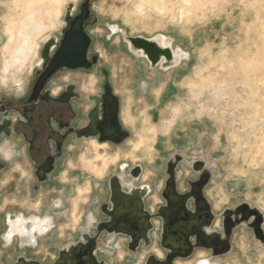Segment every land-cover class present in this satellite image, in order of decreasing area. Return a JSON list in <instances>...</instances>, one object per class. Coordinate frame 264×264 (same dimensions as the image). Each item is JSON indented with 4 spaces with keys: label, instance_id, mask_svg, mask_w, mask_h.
Segmentation results:
<instances>
[{
    "label": "rangeland",
    "instance_id": "obj_1",
    "mask_svg": "<svg viewBox=\"0 0 264 264\" xmlns=\"http://www.w3.org/2000/svg\"><path fill=\"white\" fill-rule=\"evenodd\" d=\"M84 1L0 0V97L17 93L22 88L18 84L32 77L45 45L60 35L70 8L75 12ZM90 6L99 17L91 31L93 49L101 54L112 90L121 98L122 118L132 135L120 146L99 147L94 141L77 145L73 160L54 177L73 190L62 211L51 209L44 199L49 188L33 196L24 187L26 192L19 194L16 189L30 177H13L11 198L0 201V221L5 215L10 218L4 232L18 219L42 220L49 209L56 221L50 234L53 248L74 241L91 228L87 206L98 213V184L137 164L143 167L138 183L154 188L146 204L159 205V191L177 158L182 190L196 177L190 169L194 160H204L211 170L204 190L216 217L210 231L223 234L225 212L243 203L262 213L264 230V0H91ZM117 29L133 37L162 34L165 45L185 52L183 61L168 69L161 63L151 67L112 33ZM58 78L75 81L88 94L99 92L103 79L97 68L90 75L62 73ZM105 80L104 75V85ZM87 106L77 104L80 111ZM9 178H1L0 190ZM38 237L40 245L29 253L39 258L38 250L53 248L46 236ZM230 243L228 253L213 256L197 249L175 264H264V242L244 220L237 223ZM11 247L7 262L26 248Z\"/></svg>",
    "mask_w": 264,
    "mask_h": 264
},
{
    "label": "flooded vegetation",
    "instance_id": "obj_2",
    "mask_svg": "<svg viewBox=\"0 0 264 264\" xmlns=\"http://www.w3.org/2000/svg\"><path fill=\"white\" fill-rule=\"evenodd\" d=\"M84 2H88L89 12L82 17L80 12ZM84 2L75 12L70 8L60 35L45 45L42 61L32 77L19 84L22 88L17 93L0 97V183L2 177H12L1 186L0 201L7 196L11 198L16 183L13 177H30L16 192H26L27 187L28 193L34 196L44 194L47 187L44 194L47 204L53 210L62 211L68 206L66 198L73 190L71 185L64 181L60 183L54 177L73 160L77 145L94 141L99 147L105 144L120 146L132 135L122 118L120 96L112 90L118 101L115 112L116 103L104 90L105 73L108 84L111 86L112 83L101 54L93 49L94 36L91 34L99 24V17L91 11V0ZM78 20V29L71 31ZM112 33L122 37L119 30ZM68 34L71 36L66 39ZM101 38L104 45V34ZM67 42L74 43V64L79 66H62L46 75L51 59ZM94 68L103 78L96 94L82 93L76 88L75 81L62 82L58 78L62 73L90 75ZM39 80L42 82L37 87ZM82 102L88 105L85 111L77 108ZM179 163L178 158L170 163L169 174L159 191L161 200L154 207L146 204L153 193V184L138 183L143 171L141 164L124 167L121 176L107 177L97 186L98 213L92 212V205L87 206L91 209L87 212L90 213L91 228L60 247L53 248L56 242L50 236L56 228L54 211L45 210V217L40 221L18 219L8 232L4 230L9 227L10 218L3 216L0 221V264H134L140 259L142 264H175L177 260L190 258L197 249H206L213 256L222 255L220 249L226 243L221 240L225 236L217 230L210 231L216 217L204 192L212 176L211 170L204 160H194L190 169L196 177L187 181L186 189L182 190L179 186L182 174L177 172ZM136 166L140 167V173L134 177ZM205 176L208 180L200 189L197 183ZM199 195L207 202L197 200ZM231 212L236 209H227L228 218ZM38 216L42 217L41 214ZM38 234L46 236L49 248H53L45 253L38 250L39 258L29 253L41 243ZM12 244L26 248L7 262Z\"/></svg>",
    "mask_w": 264,
    "mask_h": 264
},
{
    "label": "water",
    "instance_id": "obj_3",
    "mask_svg": "<svg viewBox=\"0 0 264 264\" xmlns=\"http://www.w3.org/2000/svg\"><path fill=\"white\" fill-rule=\"evenodd\" d=\"M88 2H84L82 9H81V16L84 17L86 16V14L89 12L88 8H87ZM78 25H79V20L76 22V25L73 26V28L71 29V31H73L74 29H78ZM120 31L121 35H122V39L124 40V42L127 43L128 45V50L130 52H135V50L130 46V43L128 42V40H131V42L138 46L139 48H141L143 50V52L146 55V60L150 63L151 67L156 66L158 63H161V57L159 55V51L156 49L154 42L152 41V38H145L142 35L140 36H128L125 33V30L122 29H117ZM158 35V34H157ZM71 36V34H68L66 39L69 38ZM156 37V36H154ZM126 39V40H125ZM128 39V40H127ZM71 41V40H70ZM143 52L141 53L143 56ZM76 53V49H75V45L74 43H65L62 48L60 49V51L54 55V57L51 59L50 64H49V68L47 70L46 75H50L51 73H53L54 71H56L59 67L62 66H67V67H78V64H74V59H75V54ZM163 54L166 57H171V51L169 48H167L166 50L163 51ZM184 58V55L182 57V59ZM105 77H106V81H105V92L107 94H110L115 103H116V107H115V112L118 111V101L116 96L112 93V87L108 84L107 82V74L105 73ZM40 82L42 81H38L37 83V87L40 85ZM116 99V100H115ZM140 173V167L136 166L134 171H133V176L137 177L138 174ZM206 178L203 179L202 181L198 182L197 185L198 187L201 189L207 182V176H205ZM197 200L201 199L204 200V202H207V200L201 195L196 196ZM239 210L242 211V215L240 217V219H238L239 223L241 220H244L247 224V226L249 228H251V230L253 231L254 237L256 239H258L261 242H264V230L262 227L263 224V215L262 213L255 208H251L249 204L247 203H243L240 204L237 208H236V212H238ZM226 214H224V219H223V234L225 238H222V243H226L225 246L221 247L220 249V253L221 254H225L227 252L230 251V243H229V238L233 232V230L235 229L237 223L235 222V224L233 225V222L230 218H228V220H226ZM250 218L251 221H250ZM237 220V219H235Z\"/></svg>",
    "mask_w": 264,
    "mask_h": 264
},
{
    "label": "bare ground",
    "instance_id": "obj_4",
    "mask_svg": "<svg viewBox=\"0 0 264 264\" xmlns=\"http://www.w3.org/2000/svg\"><path fill=\"white\" fill-rule=\"evenodd\" d=\"M164 38V35L162 34H158L156 35V37H152V41L154 42L155 44V47L156 49L159 51V55L161 57V64L162 66L166 67L167 69L168 68H172V67H175L177 66L181 61H183L182 57L184 55V51L181 50L180 48H178V50H172V48L170 46H167L165 45L161 39ZM151 39V38H150ZM128 40V39H127ZM128 42L130 43V46L135 50V52H143V50L141 48H139L138 46L134 45L131 40H128ZM167 48L170 49L171 51V57H166L164 54H163V51L166 50ZM132 54V53H131ZM146 60V55L145 53L143 52V56ZM18 82V81H17ZM19 85V84H18ZM138 189V188H137ZM144 194V193H143ZM242 215V211L239 210L238 212H231L230 214V219L232 220L233 222V225L235 224V222L237 223L238 222V219H240ZM237 219V220H235ZM226 220H228V217H226ZM228 253V252H227Z\"/></svg>",
    "mask_w": 264,
    "mask_h": 264
},
{
    "label": "crops",
    "instance_id": "obj_5",
    "mask_svg": "<svg viewBox=\"0 0 264 264\" xmlns=\"http://www.w3.org/2000/svg\"><path fill=\"white\" fill-rule=\"evenodd\" d=\"M143 178H146V177H143ZM155 248V247H154ZM142 261V259H140V262Z\"/></svg>",
    "mask_w": 264,
    "mask_h": 264
}]
</instances>
